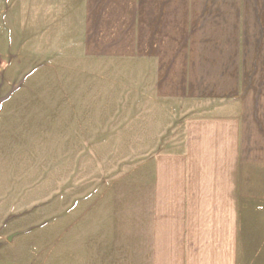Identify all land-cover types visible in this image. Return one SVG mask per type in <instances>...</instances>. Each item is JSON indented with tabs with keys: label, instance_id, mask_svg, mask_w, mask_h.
<instances>
[{
	"label": "crops",
	"instance_id": "1",
	"mask_svg": "<svg viewBox=\"0 0 264 264\" xmlns=\"http://www.w3.org/2000/svg\"><path fill=\"white\" fill-rule=\"evenodd\" d=\"M26 1L12 14L0 5V81L51 75L56 59L69 61L79 81L106 84L96 93L107 103L91 113L107 116L92 118L104 121L79 144H114L120 84L129 98L171 101L181 115L182 140L139 166L138 221L129 200L124 210L113 202L107 225L96 221L106 225L94 235L102 247L118 240L128 249L100 248L95 262L264 258V0Z\"/></svg>",
	"mask_w": 264,
	"mask_h": 264
},
{
	"label": "rangeland",
	"instance_id": "2",
	"mask_svg": "<svg viewBox=\"0 0 264 264\" xmlns=\"http://www.w3.org/2000/svg\"><path fill=\"white\" fill-rule=\"evenodd\" d=\"M26 3L4 0L0 5L12 14ZM4 25L11 31L10 23ZM51 61L57 62L51 75L29 72L18 83L0 81V264H99L95 256L100 248L127 250L128 244L118 240L102 247L97 236L104 225L96 221L107 219V225L113 202L123 209L128 200L138 221L140 164L183 138L177 104H150L139 92L129 98L119 83L114 144H79V135L92 123L104 121L92 118L107 116L91 113L92 106L107 103L108 97L96 93L107 85L79 81L69 61ZM85 106L87 112L79 114ZM126 187H132V194L124 200ZM130 244L139 248L138 241ZM125 260L110 258V264ZM250 260L264 264L254 252ZM131 261L139 264L137 257Z\"/></svg>",
	"mask_w": 264,
	"mask_h": 264
}]
</instances>
